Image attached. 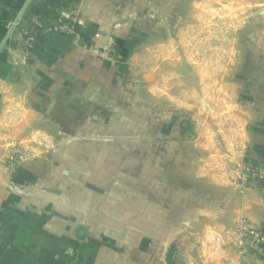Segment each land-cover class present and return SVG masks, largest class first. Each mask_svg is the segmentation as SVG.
<instances>
[{
  "label": "crops",
  "instance_id": "0c3cea01",
  "mask_svg": "<svg viewBox=\"0 0 264 264\" xmlns=\"http://www.w3.org/2000/svg\"><path fill=\"white\" fill-rule=\"evenodd\" d=\"M67 8L0 0V264H264V185L240 178L264 167V82L150 96L126 35ZM133 104L156 127L99 139Z\"/></svg>",
  "mask_w": 264,
  "mask_h": 264
},
{
  "label": "rangeland",
  "instance_id": "374dc122",
  "mask_svg": "<svg viewBox=\"0 0 264 264\" xmlns=\"http://www.w3.org/2000/svg\"><path fill=\"white\" fill-rule=\"evenodd\" d=\"M61 3L71 14L92 18L103 32L126 35L128 47L138 54L146 70L147 77L144 75L142 81L148 82L150 96L159 93L170 102H174L172 98H180L183 103L195 99L194 106L204 109L211 99L217 102L221 97L236 96L254 82H264V0H61ZM152 85L160 87L153 90ZM149 110L152 111L151 105ZM211 111L218 113L221 106L214 103ZM126 114L138 119L119 121L109 128L124 132V136L99 139L127 143L132 139L127 136L131 129L156 127L153 112L149 113V120H140L146 115L139 104L127 105ZM93 127L90 123L85 125L89 135L94 132ZM97 139L86 136L85 142Z\"/></svg>",
  "mask_w": 264,
  "mask_h": 264
},
{
  "label": "built area",
  "instance_id": "2783aa9c",
  "mask_svg": "<svg viewBox=\"0 0 264 264\" xmlns=\"http://www.w3.org/2000/svg\"><path fill=\"white\" fill-rule=\"evenodd\" d=\"M68 33L72 32V28H63ZM31 39H27L23 45L24 48L30 47ZM241 183L246 186L255 187L264 185V167L258 165H247L242 169L240 174ZM249 237L254 245H259L264 242V236L259 232H249Z\"/></svg>",
  "mask_w": 264,
  "mask_h": 264
}]
</instances>
